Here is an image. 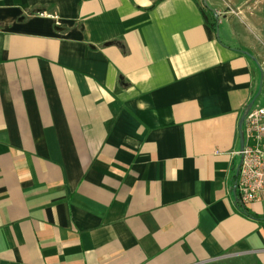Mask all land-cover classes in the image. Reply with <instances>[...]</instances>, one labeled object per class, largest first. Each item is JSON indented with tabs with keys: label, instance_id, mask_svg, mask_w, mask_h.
Segmentation results:
<instances>
[{
	"label": "crops",
	"instance_id": "0c3cea01",
	"mask_svg": "<svg viewBox=\"0 0 264 264\" xmlns=\"http://www.w3.org/2000/svg\"><path fill=\"white\" fill-rule=\"evenodd\" d=\"M253 99L264 0H0V264H264Z\"/></svg>",
	"mask_w": 264,
	"mask_h": 264
},
{
	"label": "built area",
	"instance_id": "2783aa9c",
	"mask_svg": "<svg viewBox=\"0 0 264 264\" xmlns=\"http://www.w3.org/2000/svg\"><path fill=\"white\" fill-rule=\"evenodd\" d=\"M244 145L239 150L237 200L241 206L264 200V106L253 105L243 123Z\"/></svg>",
	"mask_w": 264,
	"mask_h": 264
},
{
	"label": "water",
	"instance_id": "95a60500",
	"mask_svg": "<svg viewBox=\"0 0 264 264\" xmlns=\"http://www.w3.org/2000/svg\"><path fill=\"white\" fill-rule=\"evenodd\" d=\"M254 102H255V99H253L249 104L248 106L246 107L241 119H240V122H239V135H240V145H241V148L243 147L244 145V134H243V123H244V119L246 117V114L248 113V111L253 107L254 105ZM235 191H236V185H235Z\"/></svg>",
	"mask_w": 264,
	"mask_h": 264
},
{
	"label": "trees",
	"instance_id": "16d2710c",
	"mask_svg": "<svg viewBox=\"0 0 264 264\" xmlns=\"http://www.w3.org/2000/svg\"><path fill=\"white\" fill-rule=\"evenodd\" d=\"M244 211H245L246 214H249V215L253 216L252 214H250V213L245 209V207H244Z\"/></svg>",
	"mask_w": 264,
	"mask_h": 264
},
{
	"label": "rangeland",
	"instance_id": "374dc122",
	"mask_svg": "<svg viewBox=\"0 0 264 264\" xmlns=\"http://www.w3.org/2000/svg\"><path fill=\"white\" fill-rule=\"evenodd\" d=\"M207 5H208V6H206L207 8H211V6H210V4H209V3H208Z\"/></svg>",
	"mask_w": 264,
	"mask_h": 264
}]
</instances>
